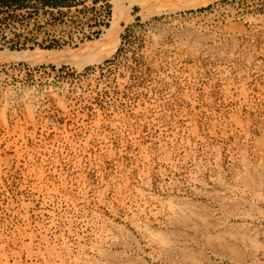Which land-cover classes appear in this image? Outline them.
Listing matches in <instances>:
<instances>
[{"label":"rangeland","instance_id":"374dc122","mask_svg":"<svg viewBox=\"0 0 264 264\" xmlns=\"http://www.w3.org/2000/svg\"><path fill=\"white\" fill-rule=\"evenodd\" d=\"M202 1L0 0V264H264V0Z\"/></svg>","mask_w":264,"mask_h":264},{"label":"bare ground","instance_id":"6f19581e","mask_svg":"<svg viewBox=\"0 0 264 264\" xmlns=\"http://www.w3.org/2000/svg\"><path fill=\"white\" fill-rule=\"evenodd\" d=\"M208 1H213V0H204V1H202V2H199V3H197V4H179V5H176V6H173V7H170V8H172V9H170V10H174V9H181V8H189V7H194V6H198V5H203V4H205L206 2H208ZM135 2V1H134ZM131 4H132V2H131ZM129 7H130V4H129ZM128 7V8H129ZM166 8V7H165ZM118 9V8H117ZM116 10V9H115ZM162 10V9H161ZM161 10H157L158 12H162ZM166 10H168V9H166ZM169 10V11H170ZM154 13H156V12H154ZM113 17H114V24H118L120 21H121V18L116 14V13H113ZM121 15V14H120ZM151 15V14H150ZM111 31H113V30H111ZM114 31H115V29H114ZM116 36V35H115ZM114 38V37H113ZM116 39V38H115ZM118 39V38H117ZM117 42V41H116ZM113 45H115V44H113ZM103 47V46H102ZM115 47V46H114ZM113 47V48H114ZM10 53H12V52H10ZM15 53V52H14ZM17 53V52H16ZM0 55H2V54H0ZM29 56V53H27V54H23V53H18V54H13L12 56H10L8 59H10V60H14V59H25V58H27ZM3 57H5V56H3ZM101 58L102 57H100V58H96V59H93V60H87V61H84L83 62V60L81 59V57L80 56H77V57H75V56H72V57H65L64 59H66L67 61H69V62H72L73 64H75V65H83V64H86V63H94V62H98V61H100L101 60ZM57 59H58V57L56 58V56H54V55H45V56H43V57H40V61H53V62H60V61H62V60H59L58 59V61H57ZM60 59H63V58H60ZM180 211H181V209H179ZM174 212H177V211H174ZM110 256V255H109ZM116 256H118V255H116ZM112 259H114V258H112ZM137 261V260H136ZM135 260H128V261H126L125 263H122V264H139V262H136ZM112 262V261H111ZM111 262H109V264H114V262L113 263H111ZM121 262V261H120ZM119 263V262H118ZM121 264V263H120ZM140 264H144V263H140Z\"/></svg>","mask_w":264,"mask_h":264},{"label":"built area","instance_id":"2783aa9c","mask_svg":"<svg viewBox=\"0 0 264 264\" xmlns=\"http://www.w3.org/2000/svg\"><path fill=\"white\" fill-rule=\"evenodd\" d=\"M11 1H14V0H9L8 3L11 4ZM53 1H56V0H52L49 4H47L45 2V0H27L28 3L37 4L39 6L44 7L45 9H47V8H54V9L59 8V5H55V3H53ZM12 6L15 8L19 7V5L15 4V3Z\"/></svg>","mask_w":264,"mask_h":264},{"label":"trees","instance_id":"16d2710c","mask_svg":"<svg viewBox=\"0 0 264 264\" xmlns=\"http://www.w3.org/2000/svg\"><path fill=\"white\" fill-rule=\"evenodd\" d=\"M55 5H58V4L55 3Z\"/></svg>","mask_w":264,"mask_h":264}]
</instances>
